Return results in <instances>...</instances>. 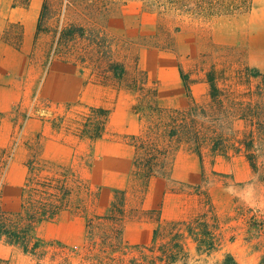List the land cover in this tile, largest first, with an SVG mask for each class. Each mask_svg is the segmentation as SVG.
Segmentation results:
<instances>
[{
	"label": "rangeland",
	"instance_id": "374dc122",
	"mask_svg": "<svg viewBox=\"0 0 264 264\" xmlns=\"http://www.w3.org/2000/svg\"><path fill=\"white\" fill-rule=\"evenodd\" d=\"M46 1L50 9V16L46 20L47 30L38 39L35 38V51L30 56L29 70L19 75L23 82L21 99L0 117V145L12 147L7 173L0 180V206L6 210L19 208L21 188L10 184L9 180L18 181L22 175L21 166L14 162L24 147L31 120L50 124L53 117L64 116L66 123L73 125L76 112L86 110L89 103H101V99L96 97L98 91L87 89V85H105L107 105L117 110L112 114V121L120 119L121 106L127 103L131 113H141L138 117L145 124L148 112L145 108L143 112L137 109L139 98L143 103H150L154 95L156 105L165 108L183 107L186 104L179 67L191 74L192 84L203 81L205 73L213 70L220 82L226 79L235 89L241 87L240 72L243 66L264 70V0H252L250 8L242 13L208 18L162 8L153 0ZM72 23L88 28L85 37L76 35L69 41L63 38L58 42V50L47 68L51 46L57 39L58 31ZM4 38L15 45L20 44L21 26L10 25ZM110 61L123 65L121 76H114L110 72ZM190 93L193 103L205 105L208 101L207 82L204 88L194 87ZM35 103L42 107L40 111L32 110ZM19 105L28 117L15 122L11 116ZM232 126L238 129L240 124L234 122ZM229 127L225 125V131L232 134ZM125 134L109 129L104 139L129 145L123 138ZM104 139L91 142L64 133L61 136L48 135L35 140L28 150L32 153L38 147L41 156L47 160L74 163V168L81 171L88 186L89 183L97 185L95 182L99 181V172L96 170L92 176L88 174L93 163L99 161L95 145L104 143ZM208 146L209 143H206L202 149L203 162L185 145L174 149L167 158V168L156 175L167 178L174 192L184 191L190 195L191 212L194 211L193 204L197 205V214L211 208L209 215L215 216L213 219L223 230L225 242L220 249L200 256L194 251L190 263L213 264L225 252H229L239 264H256L258 253L253 252L252 248L264 237V229L257 230L258 223L264 226V143L258 158L260 168L251 170L249 176L237 158L231 160L219 153L213 154ZM130 153L134 158V148L121 151L122 163L127 160L131 162ZM216 158L220 160L215 166ZM175 159L188 167L186 178L182 173L171 174ZM130 164L121 178L123 187L113 191L116 212L124 203L126 196L123 191L128 189L130 194L129 198L126 197L125 212L120 214L128 219L136 216L154 219V214L135 208L141 191L133 186L135 177ZM233 171H236L235 175ZM96 190L94 186L95 196ZM81 195L82 198L85 196L86 203L93 202V194ZM37 233L46 242H57L79 250L84 240L85 221L65 213L55 222L39 225ZM0 258L6 259L7 264H36L31 255L2 242ZM71 259L74 264L80 263V255H72ZM47 262L48 258L45 260Z\"/></svg>",
	"mask_w": 264,
	"mask_h": 264
},
{
	"label": "trees",
	"instance_id": "16d2710c",
	"mask_svg": "<svg viewBox=\"0 0 264 264\" xmlns=\"http://www.w3.org/2000/svg\"><path fill=\"white\" fill-rule=\"evenodd\" d=\"M27 5L28 0H21ZM162 8L177 9L208 18L214 15H230L247 11L252 0H153ZM16 4V3H15ZM50 16L49 4L43 0L37 23V33L47 30L46 20ZM87 27L69 24L58 31L57 39L52 43L47 68L51 64L58 42L68 41L76 35L85 37ZM61 46V45H60ZM59 46V48H60ZM110 72L121 76L124 67L120 63H109ZM187 102L183 107L165 108L155 103L137 102V109L147 110L148 121L141 125L136 134H125V142L134 148L132 173L133 186L139 187L141 195L135 208L143 213L154 214L156 227L148 245L129 246L121 241V227L126 215V202L129 190H124V203L116 212L113 204L109 215L85 217V235L78 248H67L61 243H50L38 236V227L44 222H55L63 214L84 215L86 202L83 193L91 195V190L82 177L70 164L50 161L41 156L38 147L29 154L26 161L27 174L21 188L20 205L17 210H6L0 206V241L14 246L23 253L31 255L36 264H74L72 255H80L79 264H193L192 256L186 250V240L195 243L197 256L210 255L218 249L222 241L221 226L209 215L211 208L187 219L161 222L157 210L143 211L139 208L147 184L152 176L166 169L167 158L171 151L182 147L198 155L203 161L202 149L209 143L213 154L223 156L242 155L251 170L260 168L259 154L264 143V70L243 66L241 69V87L235 89L225 79L220 82L213 70L205 73L208 84V101L200 106L192 102L190 93L191 74L178 68ZM139 103V105H138ZM142 103V104H141ZM148 104V105H147ZM142 106V107H141ZM42 107L35 103L33 111ZM13 120L19 122L28 117L21 105L13 111ZM141 114L138 112V115ZM2 114H0V117ZM74 121L66 123L64 116H55L51 120L57 131L94 141L104 133L109 119V109L89 105L86 110L76 112ZM239 123L233 129V123ZM225 125L232 134L225 131ZM263 151V150H262ZM262 153V152H261ZM12 155V147H0V180ZM264 166V161H263ZM79 197L80 199H76ZM257 230H263L262 223ZM51 246V248H50ZM49 254V255H48ZM46 258L48 262L45 263ZM0 264L7 260L0 258ZM213 264H239L229 252ZM257 264H264L261 255Z\"/></svg>",
	"mask_w": 264,
	"mask_h": 264
},
{
	"label": "crops",
	"instance_id": "0c3cea01",
	"mask_svg": "<svg viewBox=\"0 0 264 264\" xmlns=\"http://www.w3.org/2000/svg\"><path fill=\"white\" fill-rule=\"evenodd\" d=\"M42 2L43 0H28L27 5L24 6L22 5L21 0H0V114H3L5 111L12 108L21 99L23 82L21 81L19 75L24 71L29 70L31 60L30 56H33L32 53L35 51L34 40L35 38L38 39V37L43 33H37V23ZM13 24H18L21 26V40L20 44L18 45L11 43L4 38L8 32L9 26ZM205 84L206 82L204 80L195 82L193 84L190 83V89H193L197 86L204 88ZM87 89L98 91L96 97L101 99V103L97 105L89 103V105L100 106L109 109V119L105 133L96 140L104 139L109 132V129L117 133L136 134L139 132L142 123L138 117V113H131L130 106L127 103L121 106L120 119L112 121V114L114 115V111L117 110L116 108H109L107 105L108 102L105 99V85L99 83L91 85L89 84L87 85ZM13 114L14 113H12V116ZM30 124L31 125L27 128V135L25 136V140L23 142L24 147L20 149L19 158L14 162L15 165L21 166L22 175L19 177L18 181H12L11 179L9 180L10 184L18 186L19 188H22L20 186L23 185L27 174L26 161L30 154L28 150L29 145L35 140H39L40 137L48 135L61 136L63 133L64 135H68L63 131H57L54 129L51 123H40L37 120H31ZM1 147L8 148L6 146ZM95 147L97 149V154L99 155V161L93 163L89 171L90 175L88 174V176H92L93 172L96 170L99 172V181L95 182L97 185H93L94 183H89L91 194H93V196L91 195V198L94 197V199L91 204H86V212L84 215L79 214L72 216L76 219L83 218L84 221L85 217L87 216L109 215L111 213L113 208V191L115 188L123 187L121 185L122 175L126 174V166H131L130 163H132L131 159L133 158L132 153H130L129 161L131 162L129 163L128 160L125 163L121 162V151L128 149L131 150L133 147L127 144L123 145L117 141L104 139V143L100 142L99 144L95 145ZM103 148L105 149L104 151ZM224 157L227 159L229 157L231 160L237 158V160L241 162L243 168L247 170L246 173L247 176H249L251 168L250 170L248 169L249 164L247 166L248 162L244 156L229 155ZM219 160L220 159L218 158L215 159V166ZM70 165L74 168V163H70ZM7 170L8 165L3 178L5 177ZM76 170L82 175L79 169ZM188 170L189 169L186 165H181L179 160L175 159L171 167V174L182 173L186 178ZM233 173L235 175L236 171H233ZM6 176L8 180V175ZM94 186H96L97 189L96 196L95 192L93 191ZM193 206L194 211L191 212L192 207L189 194L185 193L184 191L174 192L171 190L169 180L167 178L152 176L148 181L139 208L143 211L157 210L159 212L160 221L167 222L187 220L198 215L197 205L193 204ZM156 224V220L149 217L141 216L137 218L136 216L129 219L125 218L123 219L121 227V241L125 244L133 246L148 245L152 240L153 230L155 229ZM221 232L223 235L222 229ZM228 241L232 242L233 240ZM224 242L225 237L222 236V241L218 249H220ZM185 247L190 255L194 253L195 243L192 240L187 239ZM252 251L258 253V260L261 255H264V237L262 241H258V243L253 245ZM258 260L256 264L258 263Z\"/></svg>",
	"mask_w": 264,
	"mask_h": 264
}]
</instances>
